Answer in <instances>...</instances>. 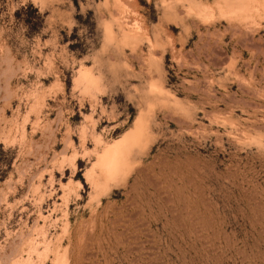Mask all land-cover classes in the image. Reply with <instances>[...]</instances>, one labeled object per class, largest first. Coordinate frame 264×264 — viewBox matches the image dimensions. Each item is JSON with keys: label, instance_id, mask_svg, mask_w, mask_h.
I'll list each match as a JSON object with an SVG mask.
<instances>
[{"label": "rangeland", "instance_id": "obj_1", "mask_svg": "<svg viewBox=\"0 0 264 264\" xmlns=\"http://www.w3.org/2000/svg\"><path fill=\"white\" fill-rule=\"evenodd\" d=\"M0 264H264V0H0Z\"/></svg>", "mask_w": 264, "mask_h": 264}, {"label": "bare ground", "instance_id": "obj_2", "mask_svg": "<svg viewBox=\"0 0 264 264\" xmlns=\"http://www.w3.org/2000/svg\"><path fill=\"white\" fill-rule=\"evenodd\" d=\"M116 151H117L116 147H114V148H109L105 153L106 156L105 166L109 172H111L114 168L118 166V162H117L118 157Z\"/></svg>", "mask_w": 264, "mask_h": 264}]
</instances>
